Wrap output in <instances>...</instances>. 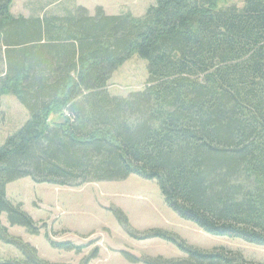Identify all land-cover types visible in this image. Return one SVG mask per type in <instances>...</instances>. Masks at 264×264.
<instances>
[{"label": "trees", "instance_id": "obj_1", "mask_svg": "<svg viewBox=\"0 0 264 264\" xmlns=\"http://www.w3.org/2000/svg\"><path fill=\"white\" fill-rule=\"evenodd\" d=\"M155 1L140 17L100 6L25 17L0 0V115L11 94L29 117L0 145V217L32 234L43 227L7 196L23 177L81 186L136 174L205 232L264 247V0ZM134 54L147 63L145 86L112 94L109 80ZM149 235L187 252L180 264H264ZM0 239L21 252L0 264H66L41 258L1 219Z\"/></svg>", "mask_w": 264, "mask_h": 264}, {"label": "rangeland", "instance_id": "obj_2", "mask_svg": "<svg viewBox=\"0 0 264 264\" xmlns=\"http://www.w3.org/2000/svg\"><path fill=\"white\" fill-rule=\"evenodd\" d=\"M155 3V0H12L10 11L15 16H48L83 6L93 14L100 6L108 14L131 13L140 17ZM223 3L242 5V0H223ZM3 69L0 60V71ZM147 77V63L134 54L113 73L108 89L112 94L127 96L142 89ZM1 102L0 145L29 118L27 109L13 95L3 96ZM6 192L12 202L22 203L43 227L38 234H32L26 227L11 226L6 213L1 215V222L12 236L35 246L41 258L53 263L81 264L94 250L97 254L87 264H165L166 261L180 264L189 258L174 241L150 236L154 231L203 251L225 247L241 252L249 261L264 262L263 246L205 232L165 204L155 180L136 174L118 181H90L81 186L37 183L23 177L8 183ZM47 235L55 242L69 241L84 247L81 252L54 247ZM20 254L15 245L0 239V260L20 258Z\"/></svg>", "mask_w": 264, "mask_h": 264}]
</instances>
